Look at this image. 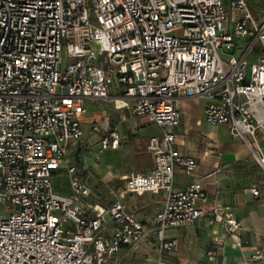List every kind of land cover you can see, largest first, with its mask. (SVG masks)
<instances>
[{
  "label": "built area",
  "instance_id": "2783aa9c",
  "mask_svg": "<svg viewBox=\"0 0 264 264\" xmlns=\"http://www.w3.org/2000/svg\"><path fill=\"white\" fill-rule=\"evenodd\" d=\"M110 99L159 136L147 144L150 172L122 178L104 207L89 203L76 151L84 102ZM183 100H203L205 122L225 126L264 168V21L246 0H0V264H108L150 236L152 264H170L179 244L169 233L202 218L207 203L199 181L174 185L176 169L196 167L175 147ZM118 144L108 129L97 146ZM60 174L66 194L53 184ZM145 193L162 195L150 231L123 202ZM209 224L223 230L216 243L242 247L232 212L213 208ZM250 259L264 262V248Z\"/></svg>",
  "mask_w": 264,
  "mask_h": 264
},
{
  "label": "crops",
  "instance_id": "0c3cea01",
  "mask_svg": "<svg viewBox=\"0 0 264 264\" xmlns=\"http://www.w3.org/2000/svg\"><path fill=\"white\" fill-rule=\"evenodd\" d=\"M222 1L227 3L229 0ZM250 1L252 0H246L247 4ZM94 103L102 106L91 110L84 105L86 115L82 130L88 121L94 119L99 122L101 133L108 129L117 132L118 147L106 151L119 152L125 149L123 143H126L124 137L127 134L140 133L144 139H147L146 150L149 139L159 136L157 127L147 119L131 117L126 111L116 109L114 99ZM205 105L203 100H183L179 106L182 119L180 126L174 130L175 147L181 154L193 159L196 167L188 173L176 169L174 185L183 187L193 181H199L207 197V203L203 206L205 215L202 218L190 226L169 233V236L176 238L179 244L176 255L170 258L169 262L170 264H264L250 259L256 250L264 248V168L257 163L240 140L229 134L225 126H213L205 122ZM145 125H149L150 128H144ZM258 142L264 152V133H258ZM82 145L83 142L78 147L77 154L82 152ZM128 153H131L133 159L137 158L136 153L132 151ZM151 169L152 157L148 162L144 161L124 168L118 173L117 178L114 175H107L102 180L110 183L111 193L115 199L120 195L121 190L120 186L117 188L114 185L115 181H121L132 173L146 174ZM252 189L258 191V196L252 194ZM132 199H137L138 203H130ZM161 199L162 195L150 193L141 196L131 194L123 196L125 206L149 231L153 227V216L162 206ZM140 200H148V204L157 206L147 219V216L140 214V210L148 204L142 205ZM213 208L229 210L241 223V230L236 233L242 243L241 248H237L230 239L216 243L215 238H218L223 230L219 225L209 224ZM155 253V240L150 236L146 242L137 247H123L108 264H152Z\"/></svg>",
  "mask_w": 264,
  "mask_h": 264
},
{
  "label": "rangeland",
  "instance_id": "374dc122",
  "mask_svg": "<svg viewBox=\"0 0 264 264\" xmlns=\"http://www.w3.org/2000/svg\"><path fill=\"white\" fill-rule=\"evenodd\" d=\"M248 7L252 13L253 19L256 23L264 21V0H252L248 3ZM65 60V56H64ZM84 105L88 109H99L102 104L94 103L93 101H85ZM107 110V108H105ZM90 121H88L86 127H84L83 135V145H82V157L85 158V164L88 168L89 178L88 186L90 189L91 197L90 204L98 203L101 206L107 207L110 202L114 199L113 193H111L110 183L102 180L103 177L115 176L118 177V173L126 167L138 165L141 162H148L151 157V153L146 150L147 139H144L140 133L127 134L124 137L123 147L125 149L119 152L112 151H100L97 143L100 140L102 133H91ZM144 128H150L149 125H145ZM156 137V136H155ZM134 152L137 155L136 159L131 157V153ZM115 181V180H114ZM116 187H121V181L114 182ZM53 184L55 190L59 194H66L69 192L68 186L69 181L67 176L59 175L53 178ZM130 203H138L137 199H132ZM142 205H147L148 200H140ZM157 209L154 204H148L143 209L140 210V214L147 216L146 219ZM8 216L7 212L0 207V218H6ZM108 220V217H107ZM149 254V253H148ZM124 263V261H122Z\"/></svg>",
  "mask_w": 264,
  "mask_h": 264
}]
</instances>
